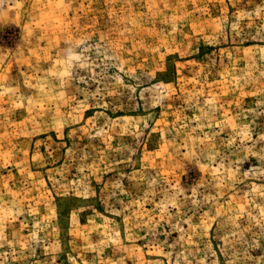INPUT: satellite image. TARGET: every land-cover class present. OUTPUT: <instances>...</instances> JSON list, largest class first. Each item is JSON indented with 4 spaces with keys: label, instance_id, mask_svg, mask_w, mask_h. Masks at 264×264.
Instances as JSON below:
<instances>
[{
    "label": "rangeland",
    "instance_id": "374dc122",
    "mask_svg": "<svg viewBox=\"0 0 264 264\" xmlns=\"http://www.w3.org/2000/svg\"><path fill=\"white\" fill-rule=\"evenodd\" d=\"M0 264H264V0H0Z\"/></svg>",
    "mask_w": 264,
    "mask_h": 264
}]
</instances>
